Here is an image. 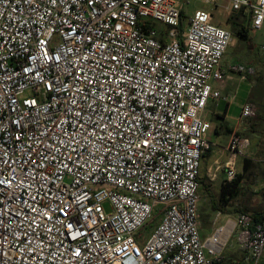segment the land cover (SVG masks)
I'll list each match as a JSON object with an SVG mask.
<instances>
[{"label":"built area","instance_id":"obj_1","mask_svg":"<svg viewBox=\"0 0 264 264\" xmlns=\"http://www.w3.org/2000/svg\"><path fill=\"white\" fill-rule=\"evenodd\" d=\"M227 1L264 28V0ZM185 3L0 0V264H222L233 237L259 263L264 215L206 238L199 217L208 102L235 98L228 74L256 71L223 69L232 32ZM256 115L243 104L241 118ZM249 146L230 137L225 181Z\"/></svg>","mask_w":264,"mask_h":264},{"label":"crops","instance_id":"obj_2","mask_svg":"<svg viewBox=\"0 0 264 264\" xmlns=\"http://www.w3.org/2000/svg\"><path fill=\"white\" fill-rule=\"evenodd\" d=\"M232 65L235 64L226 67L222 65V67L229 69ZM254 86H256V81L244 82L238 74H228L221 91L223 95L235 96V98L230 102L217 100L225 102L223 109H220L218 104L214 102L216 100H211L213 109L211 110L210 131L213 132L216 139H210L213 147L202 157L200 183L208 182V180L216 182L218 179L223 182L225 180L223 167L230 158L226 151L230 137L235 133L247 137L250 146L245 151L244 156H240L236 160L237 173L240 178L231 203L233 211L237 214L247 212L253 216L254 220L256 218L260 220L264 215V92L256 91L258 95H252ZM214 87L218 88L219 84L215 83ZM242 88H245V93L240 96L239 93ZM248 101L257 104V115L252 119H243L241 118L242 106ZM227 127L231 130L230 134L226 133ZM206 159L209 162L205 166L206 168L202 170V162ZM217 168L219 171L217 170L216 178L211 180L210 174ZM201 236L206 238L209 234H205L202 229ZM238 262L244 264L245 260L239 259L231 261V263L226 262V264Z\"/></svg>","mask_w":264,"mask_h":264},{"label":"rangeland","instance_id":"obj_3","mask_svg":"<svg viewBox=\"0 0 264 264\" xmlns=\"http://www.w3.org/2000/svg\"><path fill=\"white\" fill-rule=\"evenodd\" d=\"M188 2L189 3H185V9H184L186 17L193 16L197 10L210 12L212 16V22L214 24L220 25L230 30V28L226 26L225 23L227 19H230L233 15H235V13H232L230 10H228L227 5L229 4V2L227 0H218L216 4L207 3L204 0H188ZM155 25L157 28L161 26L159 23H155ZM263 40H264V28L257 31L253 30L251 32V43H252L251 49L247 46V43L240 41L237 38H233V41L228 47L227 52L223 58V63H222L223 67H226L230 64L240 63L242 65L250 66L255 69L256 72L254 76L251 77L252 81H256V86H254L253 89L254 93L252 95L254 94L258 95L256 91H259V93L264 92V88H263L264 87V51L261 48ZM258 78H260L263 81L262 84L257 82ZM244 93H245V88H242L240 90L239 95L241 96ZM252 101L254 102V100ZM214 102L218 104L220 109H223L225 107V102H221L217 100ZM212 109H213V103L212 101H209L208 107L204 113V117L208 121L212 120V114H211ZM208 138L213 140L216 139L212 131L208 132ZM208 162L209 161H207V159L202 162V170L203 168H206L205 166L208 164ZM223 182H221V179H218V181L216 182L215 181L210 182L209 180L208 182H206L209 183L211 186V190H210L211 196H208L206 190L203 187H200V193H199L200 227L201 230L202 229L204 230L205 234L211 235L217 227L225 224L228 218H233V219L236 218L237 213L233 211L232 203H230V206L225 207V211L222 212L220 218L217 219V213L220 212V210H216L213 204L216 203L217 205H219L218 196L220 195L221 186ZM104 207L108 209V204H104ZM161 219H162V215L160 213H157L149 222H147V224L140 230V233L143 235L142 240H146L150 236V234L156 229V227L160 223ZM246 256L247 255L244 254V252H242L239 249L237 238L233 237L227 244L226 249L224 250L223 263L224 262H225L224 264H226V262L231 263V261H236L239 259H242L244 261ZM244 264H254V263L251 260H247V261L245 260ZM258 264H264V254Z\"/></svg>","mask_w":264,"mask_h":264},{"label":"trees","instance_id":"obj_4","mask_svg":"<svg viewBox=\"0 0 264 264\" xmlns=\"http://www.w3.org/2000/svg\"><path fill=\"white\" fill-rule=\"evenodd\" d=\"M182 18L185 19V16L184 17L182 16ZM251 21H252L251 15L249 14L247 15L243 10H241L240 12L235 13V15H233L230 19H227L225 23V25L230 28V31L232 32L233 37L237 38L240 41L247 43V46L250 49L252 48L251 32L253 31V29L251 28ZM257 82L262 84L263 81L260 78H258ZM226 133L227 134L231 133V130L228 127L226 128ZM239 178L240 177L238 176V178L232 182H228L224 180L221 186L220 195L218 196L219 205H217L216 203L213 204L216 210H220V212H224L225 207L230 206L232 197L235 194L236 185L238 183ZM201 184H202L201 187H203L206 190V193L208 194V196H211L210 184L206 183L205 181L202 182ZM240 213H247V212H240ZM258 220L259 219L256 218V221ZM233 264H240V263L238 262V263H233Z\"/></svg>","mask_w":264,"mask_h":264}]
</instances>
